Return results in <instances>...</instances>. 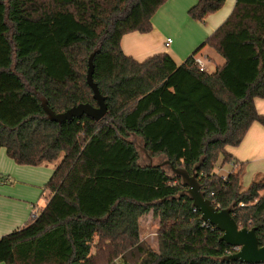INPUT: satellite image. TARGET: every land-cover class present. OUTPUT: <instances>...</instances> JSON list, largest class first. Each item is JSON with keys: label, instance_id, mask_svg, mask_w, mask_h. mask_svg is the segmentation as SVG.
Listing matches in <instances>:
<instances>
[{"label": "trees", "instance_id": "1", "mask_svg": "<svg viewBox=\"0 0 264 264\" xmlns=\"http://www.w3.org/2000/svg\"><path fill=\"white\" fill-rule=\"evenodd\" d=\"M227 0H198L187 14L204 23ZM147 0H0V152L19 166L59 162L38 217L0 238L4 264H240L202 220L167 167L142 165L137 138L153 159L192 173L219 210L264 246V174L244 187L245 164L227 151L254 123L264 126V0H236L228 18L187 60L166 53L143 62L109 61L131 33L153 30ZM210 46L225 63L213 73L196 56ZM93 71L107 105L56 122L79 104L97 107ZM231 165L224 177L216 170ZM158 220L154 239L141 220ZM156 244V247L154 246Z\"/></svg>", "mask_w": 264, "mask_h": 264}, {"label": "crops", "instance_id": "2", "mask_svg": "<svg viewBox=\"0 0 264 264\" xmlns=\"http://www.w3.org/2000/svg\"><path fill=\"white\" fill-rule=\"evenodd\" d=\"M197 2L198 0H147L146 6L153 24V30L146 34L135 32L126 35L119 49L106 54L105 58L109 61H117L123 57H132L138 62H143L154 55L166 53L172 57L177 65L183 64L188 57L204 45L211 33L228 18L236 0H231L228 5L226 2L219 12L208 15L206 20L210 23V29H202L198 25L195 28L190 25L191 29H194L193 35L183 37L182 43L176 44L172 34H176L174 24H177V20L173 13L181 9L188 16V10ZM167 39H172V44L169 47L166 46ZM196 57L203 62L205 68L204 59L211 60L209 56L201 58L197 55ZM255 104L258 112L264 115V100L256 99ZM227 151L237 161L245 164V179L257 174H264V126L260 123H254L243 142L238 147H227ZM223 167L221 166V168ZM54 170L48 164L39 167L19 166L7 156L4 149L1 150L0 238L24 227L31 220L34 209L41 211L46 206L48 198H46L43 207L39 205V202L45 194L44 185L50 180ZM142 228L143 237L149 238L151 235L155 237L156 232L154 234L148 232L147 234L143 225ZM148 229H151L149 225Z\"/></svg>", "mask_w": 264, "mask_h": 264}, {"label": "water", "instance_id": "3", "mask_svg": "<svg viewBox=\"0 0 264 264\" xmlns=\"http://www.w3.org/2000/svg\"><path fill=\"white\" fill-rule=\"evenodd\" d=\"M89 87L93 91V98L97 102V107L91 104H79L62 114L52 113L56 122L70 121L73 118H79L84 115L100 121L107 114V105L105 99L97 84L93 80V71L90 70L87 77ZM135 144V142H133ZM149 160V167L162 168L167 167L173 175L180 177L187 194L193 201V206L201 213L202 220L221 231L220 241L231 247H240V251L223 257L225 262H238L240 264H264V246H260L257 236V229L240 228L233 218V207L219 210L212 201L205 196L201 190L196 166L192 173L180 167H175L170 161L154 164L153 158L142 149Z\"/></svg>", "mask_w": 264, "mask_h": 264}, {"label": "rangeland", "instance_id": "4", "mask_svg": "<svg viewBox=\"0 0 264 264\" xmlns=\"http://www.w3.org/2000/svg\"><path fill=\"white\" fill-rule=\"evenodd\" d=\"M230 1L231 0H227V5L230 3ZM161 14H162V12H161ZM173 15L175 16V18L177 20V24H174L176 34H172V36L174 37V40H176V44L177 43L181 44L182 40H183V37H190V36L193 35V30L194 29L192 30L190 25H192L195 28L198 25L202 29H205V28H206V30L210 29V23H208L207 20L204 23L195 22V21L191 20L186 14H184V12H182L181 9H179L177 11H174ZM198 56L201 57V58L209 56L211 58V60L204 59V62H205V65H206V70L209 73L215 72L217 66H222L225 63L224 58L221 57L219 54H217L209 46H207L203 50H201L198 53ZM132 141L135 142L136 147L138 148V150H139V152L141 154V163H142V165H146V164L149 165V160L146 157L144 151L142 150L144 147H143V143L141 142V140H139L137 138H132ZM153 160H154V164L164 162L162 159H153ZM59 162L60 161L52 163V164H48V166L51 167L52 169H55L58 166ZM231 170H232V166L231 165H225L223 168L218 167L216 171L219 174H221L222 176L226 177ZM254 177L255 176L248 177V179L244 178L243 179L244 187L249 186V184L252 182ZM44 188H45V185H44ZM44 193L45 194L43 195L42 199H40V202H39V205L41 207L44 206L46 198H48L50 196V192L49 191H44ZM142 225L144 226V230L146 231L147 234H148V232H151V234H154L157 231L158 220L155 219V217L152 214H149V215L145 216V218L142 220ZM148 225L151 227L150 230L148 229ZM152 237H154V235H151V237H149V238H152ZM154 246L156 247V244H154Z\"/></svg>", "mask_w": 264, "mask_h": 264}, {"label": "built area", "instance_id": "5", "mask_svg": "<svg viewBox=\"0 0 264 264\" xmlns=\"http://www.w3.org/2000/svg\"><path fill=\"white\" fill-rule=\"evenodd\" d=\"M171 44H172V39H167L166 46L169 47ZM196 63L199 65L201 70L206 69L203 62L200 59L196 58ZM38 214H39V211L34 209V212L31 214V220H34L35 218H37ZM239 251H240V247H232V250L228 252L227 256L235 254Z\"/></svg>", "mask_w": 264, "mask_h": 264}]
</instances>
